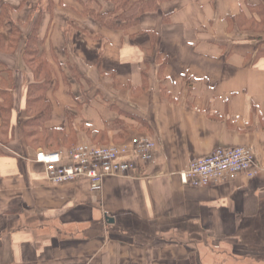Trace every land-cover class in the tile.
Returning a JSON list of instances; mask_svg holds the SVG:
<instances>
[{"label": "crops", "instance_id": "obj_1", "mask_svg": "<svg viewBox=\"0 0 264 264\" xmlns=\"http://www.w3.org/2000/svg\"><path fill=\"white\" fill-rule=\"evenodd\" d=\"M114 9L0 0V264H264V0H160L124 28L102 22ZM142 136L154 158L99 191L35 160ZM234 146L257 177L182 182Z\"/></svg>", "mask_w": 264, "mask_h": 264}, {"label": "built area", "instance_id": "obj_2", "mask_svg": "<svg viewBox=\"0 0 264 264\" xmlns=\"http://www.w3.org/2000/svg\"><path fill=\"white\" fill-rule=\"evenodd\" d=\"M156 150V142L142 136L129 145L79 142L69 149L39 150L35 160L45 165L47 177L53 184L87 179L91 189L99 191L107 177L137 172L138 165L151 161ZM261 171V163L250 147H217L191 161L180 176L185 185L204 187L239 175L255 178Z\"/></svg>", "mask_w": 264, "mask_h": 264}, {"label": "trees", "instance_id": "obj_3", "mask_svg": "<svg viewBox=\"0 0 264 264\" xmlns=\"http://www.w3.org/2000/svg\"><path fill=\"white\" fill-rule=\"evenodd\" d=\"M110 1H112L115 5V9L113 11V14L115 15L109 18L111 23L105 21L104 19L106 18L101 19L102 22L112 27L124 28L125 26L130 25L131 23L137 22L139 19V16L145 11L158 8L160 0L159 1L158 0H140L139 3L135 1H129V0H110ZM135 5L138 6V13L135 15H132L131 13L134 10ZM46 139L49 141L52 140L50 136L46 137ZM50 147H52V145Z\"/></svg>", "mask_w": 264, "mask_h": 264}, {"label": "rangeland", "instance_id": "obj_4", "mask_svg": "<svg viewBox=\"0 0 264 264\" xmlns=\"http://www.w3.org/2000/svg\"><path fill=\"white\" fill-rule=\"evenodd\" d=\"M256 28L258 29L259 27H256ZM97 144H99V145H108V144H116V143L115 142L114 143L113 142H109V143L106 142V143H97ZM53 149H56V147H54ZM256 239H258V240H256ZM249 240H251L250 242H252L253 244L256 242L257 244L264 245V225H260L259 226L258 236L257 237H253V238L251 237V239H249Z\"/></svg>", "mask_w": 264, "mask_h": 264}]
</instances>
